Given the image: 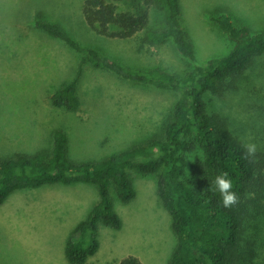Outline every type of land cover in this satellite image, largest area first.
<instances>
[{
    "label": "rangeland",
    "instance_id": "obj_1",
    "mask_svg": "<svg viewBox=\"0 0 264 264\" xmlns=\"http://www.w3.org/2000/svg\"><path fill=\"white\" fill-rule=\"evenodd\" d=\"M85 0H0V158L51 149L52 131L68 136V157L74 162H97L142 143L161 131L182 92L134 84L114 73L83 66L79 80L81 106L76 112L55 108L53 92L71 81L82 54L36 26L39 20L58 24L82 48L93 49L132 70H166L179 77L193 64L167 43L138 57L135 44L96 34L82 13ZM181 27L193 44L194 65L227 55L233 42L213 21L228 15L234 26L264 32V0H180ZM161 15L152 8L147 30L159 26ZM250 68L241 89L223 97L208 95L214 109L231 122L246 141L264 148V56ZM136 196L119 200L111 188L122 228L100 226L99 250L86 264H118L126 256L143 264H168L177 239L171 217L158 193L155 176L130 171ZM99 195L95 186L49 184L19 190L0 205V264H68L64 248L71 231L85 220ZM255 218V217H253ZM250 221L261 234L253 241L250 227L244 249L261 243L264 214ZM258 250V248H257Z\"/></svg>",
    "mask_w": 264,
    "mask_h": 264
},
{
    "label": "trees",
    "instance_id": "obj_2",
    "mask_svg": "<svg viewBox=\"0 0 264 264\" xmlns=\"http://www.w3.org/2000/svg\"><path fill=\"white\" fill-rule=\"evenodd\" d=\"M152 8L161 15L160 23L145 32ZM82 13L98 35L134 44L140 35L134 52L138 57L147 58L153 49L171 43L193 67L183 77L161 69L126 68L103 53L82 48L58 24L39 20V14V29L82 54L75 77L53 92V107L78 111V85L86 63L134 84L176 89L182 94L161 131L101 161H72L68 136L59 129L52 131L51 149L0 158V205L19 190L49 184L95 186L99 200L71 231L64 248L68 264H86L99 250V227L122 228L111 188L121 202L132 201L136 192L129 172L136 171L155 176L158 196L171 217L177 244L168 264H264L260 242L253 249H244L248 228L259 229L254 225L260 221L251 222L250 218L264 214V148L258 147L255 163L244 159L243 144L248 141L237 135L228 118L207 100L208 95L223 97L241 89L248 70L258 66L257 59L264 56V32L251 33L247 27L234 26L225 14L215 16L213 21L234 45L227 55L201 66L194 65L193 44L181 27L180 0H85ZM225 172L239 197V203L231 208L223 206L212 185L215 177ZM255 230L254 242L261 236ZM118 264L143 263L129 255Z\"/></svg>",
    "mask_w": 264,
    "mask_h": 264
},
{
    "label": "clouds",
    "instance_id": "obj_3",
    "mask_svg": "<svg viewBox=\"0 0 264 264\" xmlns=\"http://www.w3.org/2000/svg\"><path fill=\"white\" fill-rule=\"evenodd\" d=\"M244 159L251 160L253 163L256 162L255 158L257 157L258 147L255 143H244ZM214 189L218 191L222 197V204L225 208H231L234 205L239 203V197L234 192L233 182L229 178L228 173H221L215 177L212 181Z\"/></svg>",
    "mask_w": 264,
    "mask_h": 264
}]
</instances>
